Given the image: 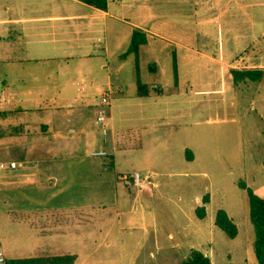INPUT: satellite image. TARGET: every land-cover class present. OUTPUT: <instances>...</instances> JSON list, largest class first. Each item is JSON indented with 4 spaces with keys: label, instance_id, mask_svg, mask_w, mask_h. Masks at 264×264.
Instances as JSON below:
<instances>
[{
    "label": "crops",
    "instance_id": "0c3cea01",
    "mask_svg": "<svg viewBox=\"0 0 264 264\" xmlns=\"http://www.w3.org/2000/svg\"><path fill=\"white\" fill-rule=\"evenodd\" d=\"M11 11L0 12V67L7 68L0 79V163H17L16 168H0V220L11 232L4 248L7 262L74 256L73 264H182L199 250L218 264V242L229 244L227 264L234 263L233 252L246 256L236 257L237 264H258L249 259L255 230L243 193L229 204L225 195L219 197L207 187L202 193L209 196L208 203L204 194L183 201L178 229L170 225L177 222L174 218L167 227L160 226L157 192L170 199L152 181L158 174L149 170L143 177L139 171L119 170L120 157L154 155L148 128L164 125H153L159 117L148 116L147 110L163 105V99H150L159 86H166L143 83L141 91L137 83L138 89L130 93L114 85L111 69L122 78L131 76L128 85L133 86L145 47L149 72L170 79L162 56L172 49L169 97L185 105L194 100L196 84L183 85L181 80L195 79L197 69L212 72L218 67L220 74L226 73L225 65L235 59L253 64L246 69L264 72V55L257 52L264 47V0H106L105 8L87 0H13ZM135 31L148 39L140 48L139 69L135 54L128 53ZM8 40H13V54ZM244 48L249 50L239 57ZM111 87L123 92L112 99L104 133L97 123L101 100L93 96ZM259 102L253 107L259 109ZM118 132L129 135V147L116 149ZM8 144L16 155L4 151ZM136 173L141 175L140 187L125 179ZM257 177L264 182L263 174ZM255 182L247 184L253 191ZM73 197L77 202L69 201ZM199 207L206 208L203 219L197 215ZM219 209L238 226L239 234L231 241L245 252L232 248L216 225ZM76 210L83 214L70 222L62 217Z\"/></svg>",
    "mask_w": 264,
    "mask_h": 264
},
{
    "label": "rangeland",
    "instance_id": "374dc122",
    "mask_svg": "<svg viewBox=\"0 0 264 264\" xmlns=\"http://www.w3.org/2000/svg\"><path fill=\"white\" fill-rule=\"evenodd\" d=\"M12 2L13 0H0V12L4 11L7 15H11ZM12 41L8 46L12 47L11 54L14 53ZM143 50L140 58L141 72H136L135 77L137 81L140 79L142 83L152 88L159 84L166 86L164 89L163 86H159L161 89L158 90V93L157 91L153 92L150 99V102H153V98L163 99V105L151 106L147 110L148 116L155 114L159 117L152 122L153 125L164 126L156 127L157 130L151 126L148 128L149 149L155 151L154 155L151 157L142 155L140 158L128 157L127 160L125 157H120L123 168H120L119 171L129 173L139 171L143 177L144 172L149 170L158 174V176L152 177V181L160 183L168 198L172 200L170 202L167 198H162L160 192H157L156 209L160 226L167 227L168 219L174 218V221L177 222L170 225L178 229L180 225L178 209L183 201L203 194L202 198H204L207 193L202 192L207 187L215 191L219 197L225 195L229 204L238 202L240 194L243 193L250 214L248 194L246 191L243 192L239 186L242 183L246 185L253 183L255 180V184L251 186L256 194L264 198V182L262 178L257 177L261 174L264 175V106L262 105L264 104V73L259 80L245 79L235 82L231 74L233 70H246L245 67L253 65L248 61L235 62V59L232 63L225 65L226 73L220 74L219 68L214 66L212 72L197 69L195 79L183 78L181 80L183 85L189 82L196 84L195 98H191L194 100L189 105L175 104L173 102L177 99L169 97V93L173 91L171 81L174 80L172 49L169 50V54L165 53L162 56L167 70L169 69L166 77L170 76V79H161L159 74L149 72L147 49L144 47ZM248 50L249 48H244V51H240L239 57ZM250 51H253L252 48ZM257 52L259 56H263L264 47L257 49ZM1 66L0 79L2 80L1 77L5 75L7 68L3 64ZM197 66L202 67L200 64ZM111 73L115 86L123 85L130 93L138 89L136 81L133 86L128 85L131 76L122 78L123 74L115 68L111 69ZM222 90L224 92L226 90L227 93L222 94ZM74 91V93L77 92L76 89ZM161 92L168 93L162 95ZM183 92L186 91L183 90ZM66 97L71 99L73 95L68 92ZM93 98L96 101L101 100L100 95H95ZM256 101H260L259 109L253 107V102ZM143 124L138 125L143 126ZM12 144H8L4 151L16 155ZM187 150H191L195 154L193 161L188 159ZM120 185L125 190L124 181H120ZM68 199L77 202L74 197ZM78 213L83 214L82 211L77 210L61 214L64 219L70 222L73 220L72 218L80 216ZM50 214L54 216L55 212ZM244 215L245 212L242 210L240 216L243 218ZM250 224L252 225L251 222ZM10 233L6 223L0 220V237L4 248L11 241ZM224 236L227 242L231 243L232 248L245 252L242 246L231 241L232 239L225 233ZM227 244L217 242L216 248L220 257L218 264H227V258L224 256ZM251 252L249 259H254L258 263L255 250L253 249ZM239 256L240 259L246 257L241 253H232L233 264H237L235 261Z\"/></svg>",
    "mask_w": 264,
    "mask_h": 264
},
{
    "label": "trees",
    "instance_id": "16d2710c",
    "mask_svg": "<svg viewBox=\"0 0 264 264\" xmlns=\"http://www.w3.org/2000/svg\"><path fill=\"white\" fill-rule=\"evenodd\" d=\"M89 3L99 7H106V0H87ZM148 42L146 34L141 31H135L133 34L132 44L129 50V54H135L136 66L139 69V53L142 45ZM174 71H175V83L178 84V62L174 59ZM264 72L261 70H233L231 74L234 77L235 82L239 80L251 79L259 80ZM139 88L142 91L146 88L140 79L138 80ZM126 133L118 132L115 138L116 149H124L129 147L131 143L127 141ZM135 145V144H133ZM189 153L188 159H193V152L187 150ZM110 165H114L113 162H109ZM242 189L247 191L250 204V219L255 230V254L259 264H264V198L257 195L251 188L245 183L240 185ZM205 203L209 202V196H204ZM197 215L203 219L207 216L206 208H197ZM216 225L231 239H234L239 234V229L234 220L224 209H219L216 213ZM75 262L74 256H52L47 258H31V259H18L7 262V264H73ZM182 264H212L211 259L199 250H193L191 254L184 259Z\"/></svg>",
    "mask_w": 264,
    "mask_h": 264
},
{
    "label": "built area",
    "instance_id": "2783aa9c",
    "mask_svg": "<svg viewBox=\"0 0 264 264\" xmlns=\"http://www.w3.org/2000/svg\"><path fill=\"white\" fill-rule=\"evenodd\" d=\"M113 2H117L120 0H110ZM121 92H123V89L120 87L117 88H109L106 91L103 92L102 96H101V102L99 104V108H98V113H97V123L100 125V127L102 128V131L104 133H107V129H106V122L109 118V110L111 108V102L113 97L116 94H120ZM101 155H107L106 152H102ZM7 167H11V168H16L17 167V163L16 162H10L9 163H0V168L1 169H5ZM127 181L128 180H132L131 182L133 183L134 186L140 187L141 186V175L139 173L130 175L128 177L125 178ZM0 264H7V257L4 251V247L2 244V240L0 237Z\"/></svg>",
    "mask_w": 264,
    "mask_h": 264
}]
</instances>
